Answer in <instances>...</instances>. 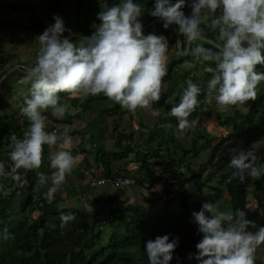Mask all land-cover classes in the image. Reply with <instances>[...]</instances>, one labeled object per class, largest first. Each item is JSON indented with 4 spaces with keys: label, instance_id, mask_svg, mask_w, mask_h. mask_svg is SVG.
Returning a JSON list of instances; mask_svg holds the SVG:
<instances>
[{
    "label": "clouds",
    "instance_id": "9594fccd",
    "mask_svg": "<svg viewBox=\"0 0 264 264\" xmlns=\"http://www.w3.org/2000/svg\"><path fill=\"white\" fill-rule=\"evenodd\" d=\"M186 2L154 0L148 12L162 19L165 29L173 23L178 25V33L189 44L197 41L188 52L205 61H215L214 67L206 68L211 77L206 83L205 99L215 100L222 110L232 105L246 110V102L256 98L257 86L264 81V71L256 70L257 65H264V0H191V15L183 11ZM143 13L137 0H119L97 13L100 23L91 35L75 41L63 35L74 31L66 29L63 18L54 15V23L38 35L40 46L35 63L26 69L24 77L31 81L30 95L21 108L30 121L28 130L23 137L11 134L12 164L6 169L0 161V177L21 180L18 170L39 169L44 145L52 147L59 141L58 150L50 157V167L54 169L51 175L36 173L38 185L51 181L44 196L52 202L76 163L69 150L74 144L71 126L63 125L60 132L47 130L45 110L50 109L57 117L70 110L68 102H61V92L81 98L103 93L131 111L140 107L151 109L152 116L160 114L152 104L160 99L162 78L168 72L169 41L163 34L143 33L139 19ZM209 16L211 28L217 31V51L204 46L208 40L201 25ZM183 43L178 39L175 46L183 50ZM201 91V86L189 79L179 101L168 110L167 115L176 118L180 135L198 123V117L192 114L201 103ZM228 151L232 177L244 181L264 176V163L258 162L254 148L233 147ZM0 191H7L3 184ZM86 207L93 208L92 204ZM192 215L203 234L196 244L197 264H255L256 250L264 244V225L255 232L247 230L248 225L255 223L247 213L239 208L220 210L219 201H205ZM73 219L74 213H62L61 227ZM10 236L7 227L0 232V239ZM178 242L176 237L169 239V234L145 241L148 264H170ZM192 256L188 254L189 259Z\"/></svg>",
    "mask_w": 264,
    "mask_h": 264
},
{
    "label": "trees",
    "instance_id": "16d2710c",
    "mask_svg": "<svg viewBox=\"0 0 264 264\" xmlns=\"http://www.w3.org/2000/svg\"><path fill=\"white\" fill-rule=\"evenodd\" d=\"M61 0H49L51 7H61ZM144 0H140L142 3ZM188 1V0H187ZM119 0H108V6L114 3H118ZM144 5L143 13V25H148L152 20L159 17H153L149 14L148 10L153 7ZM69 8H71L70 0L66 2ZM61 11V9L59 8ZM185 15H191V9L186 2L184 6ZM219 9L216 14H219ZM54 14L51 16V24L54 22ZM211 16L208 17L206 26L204 25L205 35L207 40L212 41L218 45L217 31L213 30L210 25ZM97 22H100L97 19ZM159 23V22H158ZM161 23V22H160ZM205 24V23H204ZM16 27L24 31L34 30L35 32H43L45 28L41 23L35 21L28 25H20L15 22ZM154 25V24H152ZM152 25H148L147 28ZM160 33L168 37L172 35V28L165 29L163 23L155 24ZM70 28V27H69ZM178 28V27H177ZM95 27L90 26L87 21H83L82 25L76 21L72 31H82L85 36L91 35ZM68 31H65V36ZM72 39H78L73 37ZM196 44L191 45V48H195ZM206 48H211L213 51H217L218 48L204 43ZM203 59L197 55H193L188 52L183 56L180 62H187L192 64V70H198L205 63L206 66H215V61L204 62ZM21 61V60H20ZM32 63V60L26 62ZM177 63L172 61L168 64V72L163 77L164 80H169L172 77V70ZM19 65H24L19 63ZM264 65H257V71H264ZM8 70L2 68L0 70V78ZM16 72V73H15ZM6 76L1 82L2 84L9 78L15 83L9 82L3 84L0 89V110H3L9 106L7 99L2 96L3 91L9 90L11 93H15L16 83L21 85H27L28 79L24 82L14 80V78L26 76V71L19 69L17 71ZM188 73H185L182 78L185 81ZM211 77V73L205 71L204 79L208 80ZM27 80V81H26ZM30 83V82H29ZM26 86L30 95L31 83ZM187 83V81H186ZM257 95L254 100L246 102L245 106H248L246 112L241 114L238 110L235 111L233 116L229 119H225L223 123L228 125H236L240 127V137L247 143L250 141L259 140V134L264 131V122L260 125L257 124V111L264 101V81H261L257 86ZM203 95V94H202ZM28 96V95H27ZM62 98H67L66 102L70 104V108L80 107L82 111L90 110V104L96 99L93 97L87 98L83 101V104H79L78 101L71 96L68 92H61ZM167 94L161 91L160 99L153 102L152 107L155 109H165L167 105ZM202 98H205L203 95ZM110 100L111 105L101 110V114H108L109 116H118L114 119L113 130L117 131L120 127V104L111 100L102 94L98 100ZM62 102V101H61ZM24 104V103H23ZM233 106V105H232ZM231 107V106H229ZM18 110V109H17ZM18 114V111L12 112L7 115H0V121H6L7 119L14 118ZM44 114L47 118L55 124L57 131L62 130V123L71 124L72 118L78 116H68V112L63 117L54 116L50 109L45 110ZM117 114V115H116ZM21 117L23 126H16L15 124H3L0 125V157L3 152H11L12 142L10 136L15 133L17 137H23L25 131L28 130L30 121L23 113L19 115ZM48 131H51V127ZM254 135V136H253ZM125 138L126 136H122ZM9 146V147H8ZM9 148V149H7ZM128 148V149H127ZM129 144L126 145V153L130 150ZM50 150V153H49ZM54 147L50 148L47 145L43 147L42 163L39 169H20L21 180L17 181L11 177H0V184L4 185L7 189L6 192L0 191V232L7 227L11 236L7 240L0 239V264H148L147 254L144 250V243L148 239H155L158 235L169 234V239L174 237L178 238V246L174 249L173 259L170 264H197L195 253L198 251L196 244L202 238V233L198 231V224L195 222L192 213L199 211L204 202L200 200H191L190 194L185 188L186 182L192 178L181 177L182 170L188 174V166L180 167L183 163L184 157L178 159H169L167 162L163 161L164 170L158 175V177L167 176L171 178V184L163 183L162 195L159 194L157 198L153 196L154 184L159 182L158 180H148L140 177L139 173L133 172V175L138 176L137 182L134 188L121 189L113 187L112 194L103 196L104 191L100 190L99 196H92L95 200H90L93 208L90 210L86 208L84 201H71L65 200L60 197V187L57 192L54 193V199L51 203L44 196L48 187L51 184L38 185L37 171H44L46 174L52 172L50 167V157ZM72 154L75 151L71 150ZM147 153H145L146 155ZM224 154V153H223ZM145 155L138 152L135 153L136 163L139 162L140 169L147 168L150 164L145 158ZM222 155L219 148H215L204 164H202L198 176L206 175L209 182L215 180L218 183L225 184L226 194L230 200L231 210L235 211L237 208L245 209L248 206L247 199V187L244 181H240L238 177H232V172L222 173L220 170L226 163L225 158L219 157L217 162L213 163L214 159ZM172 157V156H170ZM98 159V160H97ZM96 160L100 163V168L97 171L98 176H104L107 179H111L112 174L111 161L109 158L103 160L97 156ZM5 164V163H4ZM12 164V161L5 164L6 169ZM101 169V170H100ZM121 169V167H118ZM139 169V170H140ZM138 170V169H137ZM118 172H126L125 170H117ZM50 176V175H49ZM231 177V179H229ZM27 183H23L24 180ZM81 180L83 177L81 175ZM147 181V187L143 186V183ZM155 181V182H154ZM154 182V183H153ZM66 181L61 185L65 187ZM109 184V183H106ZM110 185V184H109ZM67 190V195L76 194L72 186ZM111 186V185H110ZM84 194L86 192L95 191L98 187L85 186ZM173 187V188H172ZM99 190V189H98ZM72 191V192H71ZM127 192H130V196H136L143 194L144 198L140 203L136 200H129L128 204L122 203L120 200L127 196ZM108 193V192H107ZM77 196V194H76ZM104 198H102V197ZM133 199V198H132ZM136 199V198H135ZM207 201V200H206ZM210 202V201H209ZM176 206V207H175ZM62 213H74V219L67 222L64 227H61V214ZM264 222L259 221L253 229L255 232ZM108 227V228H107ZM107 228V231L103 234V230ZM252 231V230H250ZM97 240L100 241L98 244ZM105 240V241H104ZM192 253L193 256L189 259L188 254Z\"/></svg>",
    "mask_w": 264,
    "mask_h": 264
},
{
    "label": "crops",
    "instance_id": "0c3cea01",
    "mask_svg": "<svg viewBox=\"0 0 264 264\" xmlns=\"http://www.w3.org/2000/svg\"><path fill=\"white\" fill-rule=\"evenodd\" d=\"M145 1H147L146 4H144ZM153 1L154 0H144L141 4L142 6L148 5L151 7ZM187 4L191 9V0H188ZM139 19L142 21L143 15ZM160 22L163 23L162 19L160 18H157L156 21L155 19L152 20L148 25H154L147 28L143 33L148 34L150 32H154L156 34H162L156 27H154L155 24H161ZM99 23L100 22L95 21L93 26L96 27ZM204 23L201 25L203 28L204 25L206 26L207 21ZM144 26L146 25H143V27ZM176 26L178 27V25ZM170 28L172 27L170 26ZM178 35L179 39L184 41L183 50L175 46L177 39L173 31L172 35L167 37L169 41V49L167 51V67L172 61H175L177 64L172 70L171 79L164 80L162 78V91L166 92L168 97L166 108L160 110L157 109L160 113L158 116H152L151 109L149 108L138 107L135 111H131L120 105V111L118 112L121 118V124L118 130L114 131V119L118 116L112 117L107 113L101 114L102 109L111 105V101L109 99L98 100V98L103 93L97 94L95 96L89 95L86 97H93L96 99L90 104V110H80L78 112L76 110L75 113L68 114V116H73L74 114H78V116L72 118L71 124L62 123L61 125L62 130L63 125L71 126L70 135L74 138V144L69 150L75 151L73 156L76 157V166L73 167L70 173L66 174L67 184H65V187L60 186V188L63 190L61 191L62 194H65L63 197L65 200H80L83 202L84 200H91L89 199L92 198L90 197L91 195L94 197L97 195L99 196L100 190L104 191L103 196H107L108 194H112V192H114V190L111 189L112 186L109 184H104L98 187L99 190L95 189V191H93L92 189L91 191L86 192L85 196H81L84 194L83 191L84 188H86V185L82 184L80 169L93 167V164H95L97 169H99L101 161L98 162V159L96 160L97 156H99L100 159L102 157L103 160L107 158L110 159L112 167L111 171L113 169L120 171L125 170L126 172L133 171L139 173L140 177L144 179L158 180L159 182L154 184V198H157L159 194L162 195L164 193H161L163 183L165 182L167 185H169V182L171 181L170 177L163 178L161 175L158 177V175L164 170L163 161L167 162L172 158L180 160L179 158L184 157L183 163L185 162V164L180 165V167H184V165L188 166L190 172L186 174L187 172L182 170L183 174L181 177H188L189 175L192 178L190 181L186 182L187 184L185 186L188 193L190 194V199L200 200L202 202H205L206 200L213 202L211 201L213 199H225L229 209L231 208L230 200L226 194L225 184L218 183L215 180L207 182L205 181L206 179L208 180L206 175L197 177V174L200 172L202 164L210 159V156L212 155V152L215 150V148H219L220 152L224 153L223 158L227 159L226 163H224V167L222 170H220V172L223 174L233 171L232 168L228 167V161L230 159L228 150L230 148L252 147L255 149L258 156V154H260V152L264 149V131L259 134V140H248L250 141L249 144L239 136L241 131L240 127L237 128L236 125L231 124L227 126L225 123H222L225 119H229L230 116H233L236 110H238L241 114H244L248 106H245L246 110L235 105L229 107L228 110H222L217 105L215 100L208 102L205 98H202L203 95L205 97L207 95V80L204 79L207 66L204 62L210 61L202 60L200 64H204L198 70H192V64L180 62L181 58L188 53V51L186 54L183 53L187 44L189 49L191 48V45L198 42L193 41L191 44H189L186 38H184L179 33ZM179 68H183V71L180 73H178ZM185 73H188V76L184 81L182 76ZM188 79H191L194 83H197L201 86L202 91L198 97L201 103L197 106L196 110L192 114L193 117H198V123L196 127L184 130V134L180 135L179 130L176 127V118L168 116L167 113L172 104L179 101L183 88L187 86L186 81H188ZM262 105L264 106V101ZM256 117L257 124L260 125L264 122V112L259 114V111H257ZM169 121H171L170 124ZM124 135L126 136L125 138L122 137ZM83 144L90 147L89 150H85ZM127 144H129L131 149L124 153ZM53 147L55 149L56 146ZM57 150L58 149H56V151ZM88 152H91L92 155L88 154ZM138 152L142 153L143 155L147 153L145 158L150 164L147 168L143 167L140 169V165L142 166V164L139 162L135 164L136 158L134 155ZM54 153L55 150L52 151L51 156ZM106 155L108 156L106 157ZM259 160L261 163H264V154ZM118 167H121V169H118ZM49 175H51V173ZM94 175L95 177L104 178V176H98L97 172H95ZM244 182L246 183L248 191L247 199L249 201L247 203L248 206L245 209V212L247 213V217L255 222L254 224L248 225L247 230L253 231L254 227L259 221L264 222V177L260 180H256L255 182H251L250 177H248L244 180ZM68 185L74 188V192L77 194V196L76 194H70L72 197L66 198L68 196ZM143 198V194H138L136 197L130 196V192H127V196L123 197L120 201L124 204H128L129 200L131 199L140 203ZM255 256V264H264V244L258 246Z\"/></svg>",
    "mask_w": 264,
    "mask_h": 264
},
{
    "label": "rangeland",
    "instance_id": "374dc122",
    "mask_svg": "<svg viewBox=\"0 0 264 264\" xmlns=\"http://www.w3.org/2000/svg\"><path fill=\"white\" fill-rule=\"evenodd\" d=\"M67 1L68 0H61L60 1L61 7L53 8L51 7L49 0H0V70H2V68L4 69L8 68L7 70L8 72L12 69L9 73L6 74V76H9V74H12L13 72L19 69H23L26 71L27 68L33 66L40 46L38 35L42 33L41 31L40 32H35L34 30L24 31L16 27L15 22L19 23L20 25H28L31 24V22L37 21L41 23L44 27H48L49 24L51 23V16L52 14H54L62 17L66 29H71L72 31L74 26L76 25V21H78L80 25H82L83 21L85 20L88 22L89 27L93 26L95 24V21H97L98 19L97 13L108 6L107 5L108 0H70L71 8H69L68 5L66 4ZM139 1L140 0H137L138 3ZM146 3L147 1L144 2V4ZM59 8L61 9V11L59 10ZM172 31L174 32V30ZM176 39H178L177 36ZM72 40L75 41L76 39H72ZM30 60H32V63L30 62L29 64H27L26 62H29ZM19 63H22L24 65L21 66L19 65ZM178 71H179L178 73L182 72L183 68H179ZM4 74L1 76V78L4 76ZM1 78H0V89L1 86L9 82V80H10V84L15 83L12 79L8 78L2 84L1 82H3L2 81L3 79L1 80ZM14 80H18L20 83V82H24L25 79L24 77L19 76L14 78ZM29 82L31 83V81H28V83ZM15 85H16L15 93H11L9 90L3 91L1 97L8 100L9 106L4 108L3 110H0V115L11 114L12 112H15V110L18 111V114L14 118L7 119L6 121H0V125L11 123V124H15L16 126L18 125L20 127L23 126L21 117L19 115L22 114L21 108H23L24 99L27 95H29V92L28 89H26L27 85H21L17 83ZM74 98L76 99V101H78L79 104H83V101L87 99V98H81L79 96H74ZM66 100L68 99L63 98L62 102H66ZM263 109H264L263 105L259 107L258 109L259 114H262L264 112ZM76 110L78 112L82 109L80 107L70 108L68 114H73L76 112ZM50 127L51 125L49 121H47V130H49ZM83 147L85 150H89L90 148L85 144H83ZM9 153L10 152H3L1 154L0 161H3L5 164L12 161L9 156ZM88 154L92 155L91 152H88ZM263 154H264V149L260 152V154H258L259 163H261L259 159ZM107 156L108 155H106V157ZM43 157L42 159H44ZM93 165L95 166V164ZM128 173L133 174L132 171ZM263 177L264 176H261L259 179H255V180L250 178V180L251 182H255L256 180H260ZM64 196L65 194L61 193L60 197H64ZM69 197H72V195L70 196L68 195L66 198ZM89 199L95 200L94 198H89ZM211 201L213 202L219 201L220 210H224V211L230 210L225 199L224 200L213 199ZM90 203H91L90 200L89 201L84 200L85 206L89 205ZM107 228L103 230V234L107 231ZM97 242L98 244H100L99 240H97Z\"/></svg>",
    "mask_w": 264,
    "mask_h": 264
},
{
    "label": "built area",
    "instance_id": "2783aa9c",
    "mask_svg": "<svg viewBox=\"0 0 264 264\" xmlns=\"http://www.w3.org/2000/svg\"><path fill=\"white\" fill-rule=\"evenodd\" d=\"M46 115V114H44ZM47 116V115H46ZM47 121H49L50 125H51V131L56 130L57 128H55V124L52 123L49 118H47ZM60 142L58 141V143L56 145L55 148L57 149L59 147ZM219 157H224V154L222 153V155H218L213 163L217 162ZM76 166V163H75ZM96 167V166H95ZM86 167V168H81L80 172L81 175L83 177L82 180V184L88 186V187H100L106 183H109L111 186L113 187H117V188H121V189H128L130 190L131 188H134L136 182H137V177L133 175L132 173H128L125 172L123 174V172H118L117 169H113L112 170V174H110L111 179H107V178H102V177H95V172L98 171L97 167ZM167 176H163V178H165ZM147 181L145 180V182L143 183L144 187H147Z\"/></svg>",
    "mask_w": 264,
    "mask_h": 264
},
{
    "label": "water",
    "instance_id": "95a60500",
    "mask_svg": "<svg viewBox=\"0 0 264 264\" xmlns=\"http://www.w3.org/2000/svg\"><path fill=\"white\" fill-rule=\"evenodd\" d=\"M156 20H157V19H155V21H156ZM170 26H171L172 29L174 30V32H175L177 38L179 39V35H178V31H177L178 28H177L176 24L173 23V24L170 25ZM147 27H148V25L144 26L143 29H142V31L145 32V30L147 29ZM65 36L68 37L69 39H71V38H73V37H77V38L84 37L85 35L83 34L82 31H75V32L67 33ZM178 39H177V40H178ZM179 40H180V39H179ZM208 43H209V44H212L213 46H215L216 48H218V45L215 44V43H213L212 41L208 40ZM187 49H188V44H187V46H186V49L183 51V53L186 54V53H187ZM11 70H12V69H11ZM11 70H10V71H11ZM10 71L6 72V73L4 74L3 77L5 78L6 74L9 73ZM3 77L1 78V80L4 79Z\"/></svg>",
    "mask_w": 264,
    "mask_h": 264
}]
</instances>
